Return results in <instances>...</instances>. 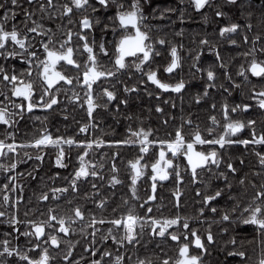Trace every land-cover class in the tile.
Masks as SVG:
<instances>
[{"label":"snow or ice","instance_id":"snow-or-ice-1","mask_svg":"<svg viewBox=\"0 0 264 264\" xmlns=\"http://www.w3.org/2000/svg\"><path fill=\"white\" fill-rule=\"evenodd\" d=\"M212 2L192 0L196 10L211 7ZM229 2L235 3V0ZM22 3L23 0L0 3V61H3L0 63V83L6 85V89L0 91V204L10 209L0 210V218H4L3 223L11 228V231L0 230V237H3L0 238V264H54L52 252L59 250L62 238L67 248L66 252L60 253L61 264H77L70 257H73V247L79 241L73 242L65 237V234L70 236L77 231L88 238L83 246L90 257L86 264H157L150 255L141 256L137 251L133 256L137 246H144L142 233L146 228L151 236L170 237L178 245L175 258L165 255L159 259V264H204L208 242L215 240L213 225H226L220 227V231L227 234L234 223L253 227L255 235L249 244L254 246L251 250L245 249L232 236L228 254L240 257V264H264V151L260 150L264 149V130L257 132L254 118H233V114L242 111H264V87L257 89L253 85L250 103L230 104L225 99L219 106V118L213 99L209 105L211 114L207 116L211 124L202 127L196 123L190 132H186L185 127L193 126L191 118L167 133V138H162L157 129L144 126L136 129L129 126L127 133L130 135L124 139L95 136L94 130L99 127L95 123V110L100 107L108 109L118 97L116 85L111 81L121 84L125 93L139 91L141 86L147 92L150 83L157 96L161 91L171 90L180 94L183 102V91L189 85L182 71L180 50L184 45L152 35L153 29L158 30L159 26L144 22L148 18L144 0H27L29 7L23 8ZM18 10L23 15L19 24L16 22ZM156 11L153 9V13ZM169 11L177 10L165 9L159 14L164 16ZM38 12L40 16H37ZM215 15H227L220 4L215 6ZM246 15L249 19L243 25L233 21L220 26V36L225 38L240 34L242 42L247 45L254 25L250 19L252 13L247 12ZM178 19H185L182 11ZM9 21L12 23L9 24ZM68 25L75 27V31ZM109 32L112 34L110 39ZM178 34L183 35V32ZM227 43L235 46L238 41L227 39ZM205 51L213 53L214 60L203 66ZM187 52H192V49H187ZM236 55L244 56L246 63L238 66L235 76L249 83L253 79L264 83V31L252 35L248 50ZM157 57H161L163 62L156 63ZM12 60L16 63H11L9 68ZM20 61L24 65L17 70ZM65 67L73 68L75 74H66L62 70ZM217 68L223 71L225 80L230 83L228 87L219 85L224 92L231 95L233 90L242 86L228 71V63L220 47L205 36L199 41V50L189 66V74L198 71L205 79L202 91L193 94L196 104L204 102L211 95V90L217 88ZM126 80L135 82L129 86ZM77 86L82 89V94L76 91ZM152 94L148 92L149 96ZM101 100L106 102L101 104ZM65 101L86 112L87 122H78L76 128V133L83 138L54 134L47 116L34 117L40 122L37 134L28 139L17 138L20 118L32 115L35 109L51 112L59 109L61 104L66 111L68 104ZM121 103L126 105L128 100L122 99ZM116 108L119 109V104ZM156 110L163 112L159 105ZM221 127L223 131L218 132ZM246 128L250 129L248 137L233 138V134ZM89 134L93 138H89ZM235 144L251 146L256 167L251 168L250 173L243 171L244 156L234 158L222 155L226 146ZM66 146L69 149L75 146L79 150L75 156L78 166L73 164L69 175L64 177L66 183L48 187L38 196V201L47 205L45 212L35 208L32 210V214L38 213L35 218H28L30 213L26 211L25 219H21L19 205L24 200V184L20 177H31L34 173L20 171L18 166L27 160L42 162L46 155H50L57 166L67 169L72 161L71 152L65 151ZM100 146H131L137 149L138 154L127 160L130 183L126 187L130 192L122 194L123 204L131 206L126 211L120 210L118 215L120 205L111 208L109 214H104L103 210L116 193L112 192L111 197L102 196L101 189L105 183L116 187L124 181L117 175H111L105 183H100L104 181L102 170L105 165L100 163L97 167L96 161L89 158L91 151ZM29 148L34 149L35 154L21 152ZM47 149L54 152L49 153ZM103 158L102 154L100 159ZM118 159L123 157L114 152L111 169L116 172L119 171ZM181 162H184V171L190 173V182L202 185L195 188L201 200L194 215H184L180 211L182 190L179 185L185 181ZM39 167L40 163H36L35 168ZM202 172L207 174L206 179L201 178ZM54 175L59 178L60 172ZM89 178H95L96 182L90 184V192H84L86 203H76L69 212L57 215L55 209L59 202L72 205L71 197L67 201L65 197L70 193L79 194L81 184ZM141 178L150 182L151 194L144 199L138 195L137 182ZM170 178L177 185L173 189L176 211L166 217L157 216L151 202L157 199L158 184ZM17 191L20 194H16ZM10 193L13 195L10 196ZM97 196L101 198L97 199ZM218 200H223V204H219ZM88 203L96 210L87 207ZM138 208L143 210L142 215ZM238 211L239 216L235 215ZM201 222L206 225L203 232L199 227ZM77 224L82 227L77 229ZM21 237L24 239L21 240ZM109 240L113 242L112 246L107 244ZM78 264H85L83 257L78 258Z\"/></svg>","mask_w":264,"mask_h":264},{"label":"flooded vegetation","instance_id":"flooded-vegetation-1","mask_svg":"<svg viewBox=\"0 0 264 264\" xmlns=\"http://www.w3.org/2000/svg\"><path fill=\"white\" fill-rule=\"evenodd\" d=\"M26 3L22 4V8L29 7L27 0ZM239 1V0H235ZM255 1V0H253ZM262 0H259L260 2ZM8 0H0V3L7 4ZM62 2V0H61ZM224 2H229V0H213L211 7H205L200 10H196L194 8V4L192 3V0H144V3L146 5L145 7V13L147 15V19L144 21L147 24L151 25H158L159 29H153L152 35L155 36H163L166 40H170L173 42H176L177 44L182 43L184 45V48L180 50V55L182 56V64H183V73L185 75V78L189 81V85L185 91H183V102L181 101L180 94H176L169 90L168 92L161 91L160 96H157L155 94V88L149 83L148 85V91L146 92L144 90V87L141 86L139 91H134L132 93H125L123 91V87L121 84L116 83V81H111V83L116 85V91L118 93L117 99L109 105L108 109H104L103 107L98 108L95 110V123L99 125L97 129H95V136H103L104 138L113 137V128L112 123L115 120L116 123L121 121L123 119L124 121H127L130 119V116L128 117L129 110L134 105H154L155 111H156V119L154 122H147L143 123L136 122L137 127H133L134 129L144 126L145 128L152 127L154 129H157L159 132V135L162 138H167V133L173 132L174 129L179 126L181 123H185L187 119L191 118L193 120V126L192 127H185L186 132L192 131V128L196 123H199L202 127H206L211 124V121L207 120V116L210 115L209 111V105L211 104L212 100L215 99L217 104V110L216 114L219 118L220 112H219V106L220 104L227 99V101L232 103H250L249 95L251 88L253 85L259 89L260 87H264V83L253 79L250 83L245 82L240 77H236L235 73L238 70V66L241 63H246V58L243 59L240 58V55H236V53H240L241 51V35L237 34L235 36L225 37L222 38L219 34V27L222 26L225 23L229 22H238L242 23V20L240 18V15L238 12L236 14H233L232 12L228 13L225 12L227 15L219 19L215 15V6L217 4H220L222 9L224 6ZM36 5H33L35 7ZM153 9H156L157 11L153 13ZM165 9H176L177 11H169L166 12L164 16H161L159 13L160 11H163ZM186 9V11L184 10ZM181 11L185 12L184 14L185 19L183 21L178 19V16L180 15ZM108 15H111V12L107 13ZM213 14V15H211ZM0 15H2V10H0ZM77 15H80L79 13ZM37 16H40V13H37ZM213 16V17H212ZM217 17V18H216ZM23 19L22 11L18 10L17 16H16V22L19 24V22ZM12 21H9V24H11ZM56 23H61V21H57ZM55 27V24L52 25ZM68 27H73L72 25H68ZM60 31H64V29H60ZM73 31H75V27H73ZM183 32V35H179L178 33ZM201 32V35L199 34ZM196 34H199L196 39L198 40V45L196 48H194L193 44V36ZM97 35H99V30H97ZM111 32L108 33V38H111ZM207 37L211 42L218 45L220 47L221 53L225 58V62L228 63V71H230L233 74L234 79H237L239 82H241V87L238 89H235L232 91L231 95L224 92L222 89L219 88L220 84H224L226 87L230 86V83L225 80V77L223 75V71H221L219 68H217L218 73V79L216 81L217 88L211 90V95L202 103L196 104L193 100V94L197 91H202L203 85L205 83V79L202 78L201 73L198 71H195L191 74H189V66L192 64V58L195 56L196 51L199 50V41L202 40L204 37ZM227 39H237L238 44L233 46L229 45L227 43ZM191 48L192 52H187V49ZM161 52H163V49H160ZM233 54V55H232ZM233 56V57H232ZM203 59L205 64L203 66H206L208 63H212L214 60L213 53L205 51L203 53ZM162 58L157 57L156 63H162ZM0 63H3V61H0ZM11 63H16V61L12 60L9 62L8 67H11ZM103 63V61H102ZM24 65L23 61H20L17 64V70H19L20 67ZM65 71L68 75H74V69L71 67H65L62 69ZM138 75V74H137ZM206 78V74H205ZM118 79H124L123 77H118ZM126 82L131 86V83L135 82V80H126ZM105 83H108L107 81ZM6 89V85L0 83V91H3ZM77 92H81L82 89L77 86L76 87ZM97 92H99V88L96 89ZM148 92H152L153 94L151 96L148 95ZM63 95V94H62ZM2 98V97H0ZM122 99H127L128 103L125 105L121 103ZM106 102L105 100H101L100 103ZM65 103L68 104L67 110L64 109V104L60 105L59 109H54L51 112L48 110H42V109H35L33 110L32 115H25L23 118H20L18 121V127L19 132L17 133L18 139H28L31 138L33 135L37 134V127L39 126V121H35V116H47L48 117V125L53 130L54 134H62L65 136L73 135L77 138H83V136L76 133V128L78 126V122H87V116L84 109L77 108L75 105H73L70 102L65 101ZM119 104V109L117 110L116 105ZM173 104L175 107H173ZM159 105L163 112H157L156 106ZM183 109V110H181ZM64 114H61V113ZM191 113V117H189V114ZM261 114V116L264 118V111L261 110H253V111H242L237 114H233L234 119H247V118H254V114ZM256 120V118H254ZM164 121H167L165 124ZM223 123V121H221ZM147 124H149L147 126ZM125 125H123L124 128ZM127 126V125H126ZM59 130L57 133L56 130ZM218 132L223 131L222 127L217 130ZM250 129H243L241 130V133L233 134L234 139H241L244 137L249 136ZM130 135V134H129ZM89 138H93L89 134ZM108 139V138H106ZM23 151H30L35 154L34 149H22ZM49 153H53V149H47ZM66 153L69 151L71 152V163L68 164L67 169H62L59 166H57L54 163V159L51 158L50 155H46L43 161H34V160H27L26 162L21 163L18 166V169L20 171L24 172H33L34 174L29 176H21L20 180L23 181L24 184V191L22 193L24 200L19 205V216L21 219H25L23 212H29L30 216L28 218H35V216L38 215L32 214V210L35 208H38L39 210L41 208L46 209L47 205H43L42 202L35 203V193L32 194V191L34 189L35 185H41V193L42 191L46 190L48 187H55L62 183H66L67 181L64 180L65 176H68L69 173L72 170L73 164L75 163L78 166V162L75 161V156L77 152L79 151L75 146L71 147L70 149L66 146L65 147ZM121 151V150H120ZM116 147H107V146H100L96 147L93 151H91L90 159L96 161V166L100 163H103L105 165L104 169L102 170V175L104 176V181H100V183H105L107 179L110 178L111 175H117L118 179L124 181L123 184L116 185V187H113L112 185H108L105 183V187L101 189V195L102 196H109L111 197L112 192L116 193L115 197L111 198V202L109 203L108 207H106L103 212L104 214H109L111 208L116 207L117 205H120V209H118L117 215L119 214L120 210L126 211L128 207L131 206L125 205L122 202V194H128L130 192V189L126 187L128 183H130V180L128 179L130 172L129 168L127 166V160L132 159L137 155V149L135 147H123V151H130L132 153L131 157H127L125 160V163L122 165L119 163V161H116L117 167L119 169L118 172L113 171L111 169V156L114 152H120ZM158 151V149H157ZM103 154L104 158L100 159L101 155ZM121 154V153H120ZM242 154V155H241ZM122 155V154H121ZM225 157L231 156L234 158H239L240 156L245 157V161L252 160L253 161V152L251 149V146L245 147L244 145L235 144L231 147L226 146L224 152L222 153ZM51 162V169L45 170V163ZM67 162V160H66ZM40 163L39 168H35V164ZM223 165H221V169H223ZM56 172H60V177L57 178L54 174ZM181 173L185 176V181L181 182L179 185V188L182 190V196H181V213L184 215H194L195 209H197L199 205V201L201 200V196L196 193L195 188L196 187H202L200 184L193 185L190 182V173L184 171V162H181ZM201 178L206 179L207 174L201 173ZM92 182H96L95 178H89L87 181L81 184V191L79 194H69L68 197H65V201L71 197L73 200L72 205H68L66 202H59V206L55 209L57 215H62L70 211V208L73 207L76 203H79L81 205L85 204L86 201L84 199V192L85 191H91L90 184ZM147 185V187H146ZM138 186V195L144 199L146 198V195L151 194L150 191V182L144 180V178H141L140 181L137 182ZM168 186V188H167ZM215 186V185H214ZM177 185L175 184V181L173 179H169L168 181L161 182L158 184L156 196L157 199L154 202H151L154 213L157 216H169L171 214H174L176 209L174 207L175 205V195L173 189L176 188ZM40 193V194H41ZM16 194H20L18 191ZM10 196L13 194L10 193ZM171 196V197H169ZM14 198V197H13ZM97 199H100L101 196H97ZM2 199V197H0ZM135 203V202H133ZM219 204H223V200H218ZM90 204V203H88ZM91 208L93 210H96L93 208V205L90 204ZM162 205V207H161ZM0 210L3 211H10L9 208L4 207L2 204H0ZM139 213L142 215L143 210L137 209ZM189 210V213L188 211ZM169 211L167 214L166 212ZM99 214V213H98ZM237 216L240 215L239 211L235 214ZM87 219V218H86ZM214 219V218H213ZM4 218H0V230L4 231H11V228L7 227L6 224L3 223ZM238 223H234L231 226H235ZM195 226V225H194ZM226 225L222 224H214L213 225V232L215 236V240L213 242H208V253L204 257V264H211V258L219 255H224L226 258H236V255H229L228 253L231 251L230 246V240L232 236H235L237 239V244L244 240L245 242L249 240H253L252 235H245L241 236L238 234V231H234L230 228L229 232L227 234L222 233L220 231V227H224ZM241 228H244L246 230L253 231V227L251 225H240ZM239 226V227H240ZM77 229L82 227V225L77 224ZM201 232L205 229L206 225L201 222L199 224ZM145 233L149 236L150 240L160 244L161 241L163 242H171L173 245V248L175 249V252L177 254V248L178 245L171 241L170 237L166 238H160V237H153L151 236V233L146 228L144 233H142V241H145ZM65 237H68L71 241L76 242L79 241V243H75V246L73 247V257H70V260H76L78 264V258L83 257L85 260V264L87 260L90 258L89 254L87 252L82 253L80 252V248L82 245L84 246L85 243H87L84 238L87 240L86 236H83L79 231L76 233L71 234L68 236V234H65ZM3 238V237H0ZM24 237H21V240H23ZM15 243V241H13ZM109 246H112L113 242L109 240L107 242ZM229 244V245H228ZM23 246V245H22ZM226 246L228 249H226ZM67 246L63 243L60 245V248L58 251L52 252L54 259V264H61L62 261V255L60 253H64V248ZM84 249V247H83ZM193 250H195V246L193 245ZM218 253V254H217ZM15 264V262H13Z\"/></svg>","mask_w":264,"mask_h":264},{"label":"trees","instance_id":"trees-1","mask_svg":"<svg viewBox=\"0 0 264 264\" xmlns=\"http://www.w3.org/2000/svg\"><path fill=\"white\" fill-rule=\"evenodd\" d=\"M258 1L259 0H255V1H253V0H239V1H236L235 3H229V4H228V2H224L223 10H225V12H227V13L229 10V13L232 12L233 14H236L238 12V14L240 15V18L242 20L241 25H243L249 19V17L246 15V13L247 12L252 13V16L250 17V19L252 20L254 27L251 30V32L249 33L250 39H249V42L247 45H245L241 39V41H240L241 51L240 52L247 51L248 48L251 46V36L252 35L256 34L257 32L264 31V22H262V21H264V0H262L260 2H258ZM24 3H26V1H23L22 4H24ZM184 10L186 11V9H184ZM183 14H186V13L183 11ZM211 15H213V14H211ZM221 18L222 17H219V19H221ZM199 34L201 35V32ZM199 34L195 33V35L193 36L194 48H196L198 45V40L196 39V37H198ZM240 58L243 59L244 56L240 55ZM156 115L157 114H156V111H155L153 104L152 105L151 104L150 105L144 104L141 106L140 105H134L129 110V114H128V117L130 116L129 120L124 121L123 119H121V121H119L118 123H116L115 120L113 121L112 128H113L114 136L111 138H116V139L126 138V136L129 135V133H127V128L129 126H131L132 128L133 127L135 128V127H137L135 125L136 122H141V121L143 123H147L150 121L154 122L156 119ZM253 116H254V118H256V121H257V124H256L257 132L264 130V129H262V125H264V118L261 116V114L258 113V114H254ZM123 125H125L124 128H123ZM148 125L149 124H147V126ZM106 138H109V137L106 136ZM117 149H118V151L121 150L119 153H121L122 154L121 156L123 157V159H118L117 161H119V163L123 165L125 163V160L127 159V157L132 156V153L130 151H123V147L117 148ZM260 150L264 151V149H260ZM124 158H125V160H124ZM253 167H256V157H255L254 153H253V161L252 160L245 161V166L243 167V171L250 173V170ZM50 169H51V162L49 161V162L45 163V170H50ZM40 186L35 185L34 189L32 191V194L35 193V197H36L35 203L39 202L38 196L41 193V187ZM167 188H168V186H167ZM169 197H171V196H169ZM241 198L243 199V192L242 191H241ZM90 206H91L90 204H87V207L91 208ZM34 209H35V207H34ZM45 211H46V209H44V208L40 209V212H45ZM186 211H188V213H189V210H186ZM168 212L169 211H167L166 214ZM240 225L241 224L238 223L237 225L231 226L230 228L233 229L234 231H238V234H240L241 236L252 235L254 237V235H255L254 229H253V231L246 230L244 228H241ZM83 236H85V235H83ZM83 240H85L87 242V240L85 238ZM249 241H252V240H249ZM249 241L245 242L244 240H242L238 243V245L245 248V249L251 250V248L254 245L249 244ZM142 245H144V246H137L136 250L133 251L134 257L138 251L141 256L146 255V254L150 255L151 258L153 260H156L157 264H159V259H162L165 255L172 256L173 258H175V256H176L175 249L173 248V245L171 242H168V240H167V242L161 241L160 244H158V243L150 240L147 233H145V241H142ZM66 248H64V251H66ZM161 249H163V251H161ZM226 249H228L227 246H226ZM80 252L85 253V251L83 249V245L80 248ZM240 262H241V258L238 256L236 258L233 257L231 259L230 258L228 259L224 255H219V256L214 255L211 258V264H240Z\"/></svg>","mask_w":264,"mask_h":264}]
</instances>
